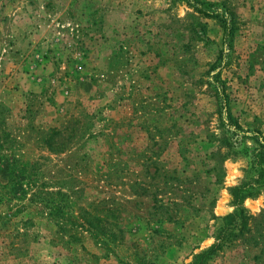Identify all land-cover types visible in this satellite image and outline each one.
<instances>
[{"label":"rangeland","instance_id":"obj_1","mask_svg":"<svg viewBox=\"0 0 264 264\" xmlns=\"http://www.w3.org/2000/svg\"><path fill=\"white\" fill-rule=\"evenodd\" d=\"M200 1L0 0V264H188L215 242L247 165L226 109L264 135V0ZM243 204L255 223L264 191Z\"/></svg>","mask_w":264,"mask_h":264},{"label":"trees","instance_id":"obj_2","mask_svg":"<svg viewBox=\"0 0 264 264\" xmlns=\"http://www.w3.org/2000/svg\"><path fill=\"white\" fill-rule=\"evenodd\" d=\"M193 1L201 2L200 0ZM196 8L203 11L202 7ZM225 24L227 28L233 29V33L234 26H229L226 19ZM226 111L223 124L230 136L221 140V146L225 143L229 148L228 153L242 155L247 159V165L244 168L245 176L239 184L231 187L232 202L235 208L220 218L222 221L217 228L215 242L209 248L196 254L194 260L188 264H208L209 260L220 250L229 244H237L239 240L246 246L259 249L260 259L264 262V211L261 212L260 219L253 223L252 219L257 217H254L243 204L246 198L257 197L264 191V135L257 129L248 131L249 129H245L233 116L230 109ZM248 139L252 141L250 146L247 145ZM55 149L52 148V150ZM172 186L178 188L180 185L177 183ZM158 188L164 190L165 187L159 186ZM184 188L185 191L188 190L187 187ZM143 189L147 187L143 186Z\"/></svg>","mask_w":264,"mask_h":264}]
</instances>
